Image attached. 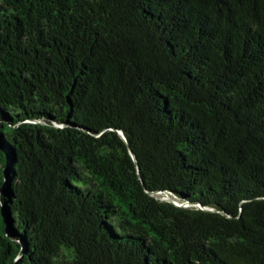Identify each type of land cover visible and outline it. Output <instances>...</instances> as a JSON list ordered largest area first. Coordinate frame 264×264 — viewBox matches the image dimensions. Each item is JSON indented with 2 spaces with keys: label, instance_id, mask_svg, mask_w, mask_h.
Segmentation results:
<instances>
[{
  "label": "trees",
  "instance_id": "trees-1",
  "mask_svg": "<svg viewBox=\"0 0 264 264\" xmlns=\"http://www.w3.org/2000/svg\"><path fill=\"white\" fill-rule=\"evenodd\" d=\"M0 264H264V0H0Z\"/></svg>",
  "mask_w": 264,
  "mask_h": 264
},
{
  "label": "water",
  "instance_id": "water-1",
  "mask_svg": "<svg viewBox=\"0 0 264 264\" xmlns=\"http://www.w3.org/2000/svg\"><path fill=\"white\" fill-rule=\"evenodd\" d=\"M132 154V153H131ZM132 157H134V155L132 154ZM8 182V180L6 181V183ZM173 203H175V202H173ZM175 204H177V203H175ZM178 205H180V206H182L183 204H178Z\"/></svg>",
  "mask_w": 264,
  "mask_h": 264
}]
</instances>
